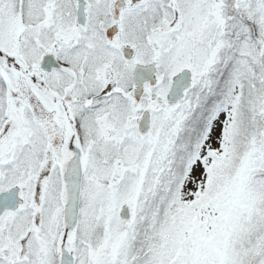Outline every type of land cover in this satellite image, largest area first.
I'll list each match as a JSON object with an SVG mask.
<instances>
[{"label":"snow or ice","instance_id":"obj_1","mask_svg":"<svg viewBox=\"0 0 264 264\" xmlns=\"http://www.w3.org/2000/svg\"><path fill=\"white\" fill-rule=\"evenodd\" d=\"M0 264H264V0H0Z\"/></svg>","mask_w":264,"mask_h":264}]
</instances>
